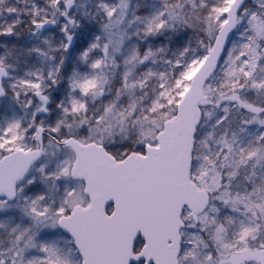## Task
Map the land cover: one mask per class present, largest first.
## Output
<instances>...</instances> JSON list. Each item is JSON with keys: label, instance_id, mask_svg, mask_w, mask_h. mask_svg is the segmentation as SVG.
Returning <instances> with one entry per match:
<instances>
[{"label": "snow or ice", "instance_id": "6c2138e0", "mask_svg": "<svg viewBox=\"0 0 264 264\" xmlns=\"http://www.w3.org/2000/svg\"><path fill=\"white\" fill-rule=\"evenodd\" d=\"M0 264H264V0H0Z\"/></svg>", "mask_w": 264, "mask_h": 264}]
</instances>
